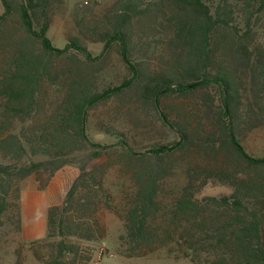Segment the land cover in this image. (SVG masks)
Masks as SVG:
<instances>
[{"label": "trees", "instance_id": "trees-1", "mask_svg": "<svg viewBox=\"0 0 264 264\" xmlns=\"http://www.w3.org/2000/svg\"><path fill=\"white\" fill-rule=\"evenodd\" d=\"M1 2L0 228L10 212L20 225L23 181L45 173L44 189L75 166L47 211L45 238L30 245L38 264H88L92 243L106 237L102 212L121 215L105 187L121 166L134 185L120 216L132 257L170 247L194 264H264V158L243 145L264 128V48L253 36L264 0H114L82 19L64 49L47 37L63 0ZM84 41L102 53L93 57ZM112 55L126 75L100 88ZM112 102L130 116L152 112L172 137L145 152L128 138L91 142V110ZM210 181L232 194L200 198Z\"/></svg>", "mask_w": 264, "mask_h": 264}, {"label": "rangeland", "instance_id": "rangeland-1", "mask_svg": "<svg viewBox=\"0 0 264 264\" xmlns=\"http://www.w3.org/2000/svg\"><path fill=\"white\" fill-rule=\"evenodd\" d=\"M114 0H63L56 11L52 25L47 33L55 48L64 49L69 39L79 36L78 23L86 18L93 20L100 17L111 6ZM4 7L0 0V15ZM253 30L254 44L264 48V23H257ZM93 57L102 53L103 45L84 41ZM124 64L116 55H112L108 66L99 73L100 88L118 85L125 77ZM106 126V129L100 126ZM87 134L91 142L102 146L117 145L120 140L128 138L133 149L145 152L150 150L163 138H171L172 134L161 126L152 112L130 113L119 109V105L109 103L91 110ZM124 142V141H123ZM246 151L255 158H264V128L256 130L244 142ZM78 153L71 158H80ZM78 174L75 166H66L58 171L49 184L47 174L35 175L20 185V225L17 216L10 212L4 217V226L0 228V264H38L34 258L31 242L45 238L47 230V211L52 205L60 204L72 181ZM181 178L173 182L181 183ZM105 187L108 190L116 212L104 210L101 215L106 229V237L92 243V260L88 264H194L189 259H175L169 248H162L153 254L138 258L132 257V246L122 239L125 236V224L120 216L127 207V196L134 190L125 168L116 166L105 176ZM233 190L222 184L210 181L202 190V197L230 196ZM129 199V197H128ZM178 250L177 246H173Z\"/></svg>", "mask_w": 264, "mask_h": 264}]
</instances>
